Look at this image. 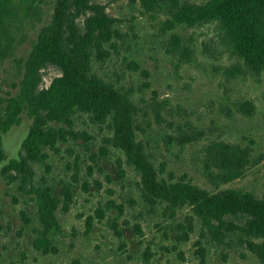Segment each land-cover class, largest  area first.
Wrapping results in <instances>:
<instances>
[{
  "label": "rangeland",
  "instance_id": "obj_1",
  "mask_svg": "<svg viewBox=\"0 0 264 264\" xmlns=\"http://www.w3.org/2000/svg\"><path fill=\"white\" fill-rule=\"evenodd\" d=\"M204 4L208 0H178ZM116 20L121 38L105 62L94 61V72L128 91L140 108L138 140L160 178L185 179L210 192L239 189L264 196V74L235 77L229 70L240 64L229 52L216 23L167 30L172 0L147 8L145 0H92ZM159 6V7H158ZM44 22L25 21L15 29L13 58L0 71V98L14 96L28 56L41 28L50 20L52 1L41 5ZM180 36L193 48L195 59L185 64L168 52V40ZM109 48V47H108ZM96 59V58H95ZM137 65L138 67H136ZM48 66L42 87L61 76ZM250 101L252 117L237 109ZM32 121L4 136L7 160L21 152ZM72 132L57 149H47L42 163H30L31 174L14 172L0 184V264H260L237 239L216 244L186 207L173 213L165 204L151 205L144 197L140 177L125 155L110 144L107 124L88 115L74 118ZM196 135L197 141L186 142ZM225 142L249 148L253 161L245 174L224 182L217 169H208L207 147ZM50 187L60 200L61 230L52 238L58 253L35 248L40 223L33 188ZM71 193L68 210L65 192Z\"/></svg>",
  "mask_w": 264,
  "mask_h": 264
},
{
  "label": "trees",
  "instance_id": "obj_2",
  "mask_svg": "<svg viewBox=\"0 0 264 264\" xmlns=\"http://www.w3.org/2000/svg\"><path fill=\"white\" fill-rule=\"evenodd\" d=\"M46 1L0 0V71L17 48L15 29L21 25L18 11L23 12L25 21L43 23L41 5ZM51 1L50 20L41 28L22 62L16 94L0 98V184L2 177L12 178L14 172L29 177L30 163L44 162L48 158L47 149H57L59 143L73 134L64 127L71 129L76 116L88 115L94 122L110 127V144L125 155L126 163L139 175L143 195L151 205L165 204L173 213L190 208L205 234L216 244L237 239L264 264V196L259 198L239 189L210 192L185 179L160 178L138 140L140 108L128 91L94 72V61L105 62L110 49H116L115 40L121 38L122 34L115 29L116 20L92 0ZM165 2L145 0L150 10ZM172 2L171 19L164 23L167 30L178 25L197 27L216 23L224 44L240 62L229 70V75L264 74V0H208L204 4L183 5L178 0ZM167 48L185 64L195 59L193 48L178 35H172ZM50 65L62 74L44 88L43 71ZM237 109L248 117L256 113V106L250 101L239 103ZM23 115L32 124L19 156L8 161L4 136L22 125ZM197 140L199 137L192 135L186 142ZM206 151L211 158L208 169H217L224 182L242 177L254 165L251 150L239 145L217 142ZM32 193L39 207L40 223L35 248L44 254H56L58 247L52 235L61 230L57 217L60 200L50 187L33 188ZM65 195L64 209L68 210L70 191Z\"/></svg>",
  "mask_w": 264,
  "mask_h": 264
}]
</instances>
